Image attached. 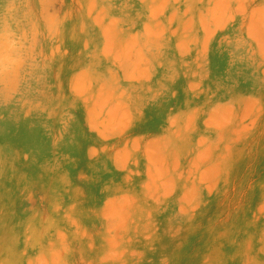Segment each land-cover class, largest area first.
<instances>
[{"label": "rangeland", "instance_id": "obj_1", "mask_svg": "<svg viewBox=\"0 0 264 264\" xmlns=\"http://www.w3.org/2000/svg\"><path fill=\"white\" fill-rule=\"evenodd\" d=\"M0 264H264V0H0Z\"/></svg>", "mask_w": 264, "mask_h": 264}]
</instances>
